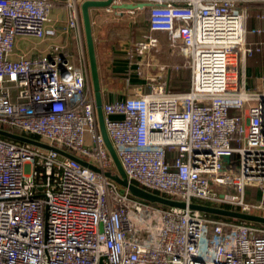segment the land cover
<instances>
[{
    "label": "built area",
    "instance_id": "1",
    "mask_svg": "<svg viewBox=\"0 0 264 264\" xmlns=\"http://www.w3.org/2000/svg\"><path fill=\"white\" fill-rule=\"evenodd\" d=\"M83 1L0 0V128L37 134L102 171L0 139V264H264V226L160 208L105 176L116 166L99 125ZM250 2L264 4L112 0L107 6L132 3L130 12L149 14L146 38L126 52L134 66L161 50L154 35L161 33L184 48L191 69L184 90L163 81L161 70L149 74L148 86L132 87L128 73L122 92L102 89L106 129L130 181L187 203L264 211V92L245 82L247 58L262 49L247 44ZM56 7L65 14L62 28L52 20ZM63 35L74 50L57 41ZM19 38L45 48L24 51ZM179 62L165 67L177 70Z\"/></svg>",
    "mask_w": 264,
    "mask_h": 264
},
{
    "label": "crops",
    "instance_id": "2",
    "mask_svg": "<svg viewBox=\"0 0 264 264\" xmlns=\"http://www.w3.org/2000/svg\"><path fill=\"white\" fill-rule=\"evenodd\" d=\"M128 4H132V3H128ZM246 8L248 10L247 44L249 46H254V47L260 46L262 48L261 51L256 52L253 56L248 57L246 60V66H245L246 87L250 90L264 92V33L258 34L252 32L253 28H262V29L264 28V4L261 2H250L246 4ZM129 9H135V7L128 8L126 3V5L120 4V6L118 7L114 6L112 11H108L107 7L90 8L93 36L95 40L103 91L104 89L109 88V86H115L116 81L121 82L123 84L122 86V91H123L125 89V85H126L125 81L128 77L127 76L128 73L130 74L129 79L132 87L134 86L138 87L137 85L140 82V78L137 76L136 72H134L135 66L126 57V54L117 56L116 53L113 52L114 51L113 49H112L113 51L107 52V48L110 43H112L113 47H116L118 45L122 46L124 44L122 43L123 41L118 42L119 37H121V35L119 37L117 36L120 34L119 30L123 29L127 31L128 35L125 38L129 37V33L131 30L129 23L132 21V19L135 18V15L139 13V11H135L134 13L130 12ZM51 13H52L51 14L52 20L58 27L62 28L64 25H66L65 14L62 8L60 7L53 8ZM148 18H149V14L146 15V21H148ZM57 41L63 44L69 43L70 47H72L71 49L73 50L76 47L74 40L72 38L70 39L69 37H66L65 35L61 36V38L58 39ZM83 43L86 46L84 28H83ZM36 46L38 47L41 46V47L37 48ZM34 47L43 50L45 48V44L36 40ZM121 59L122 60L124 59L123 62L124 65L117 62V61H122ZM116 63L118 67L116 66ZM170 70H168L167 74L170 85L172 86V84H174L176 81L174 80L175 75L172 76ZM171 79H173L175 82L172 81ZM105 80L108 81L105 82ZM188 88L189 85L185 89ZM105 92L114 93L115 88L108 89V91Z\"/></svg>",
    "mask_w": 264,
    "mask_h": 264
},
{
    "label": "water",
    "instance_id": "3",
    "mask_svg": "<svg viewBox=\"0 0 264 264\" xmlns=\"http://www.w3.org/2000/svg\"><path fill=\"white\" fill-rule=\"evenodd\" d=\"M111 3H112V0H85L82 2L80 6L82 23H83L84 34H85L88 62H89V68H90V74H91V82H92V87H93V91H94L95 99H96V109H97L99 125L101 129V133L105 140V144L116 166V170L114 172L105 171L104 172L105 176L115 181L123 190L129 191L132 196L142 199L144 201L150 202V203H158V204H161L167 207H176V208H182V209L188 208L191 210L200 211L205 214L225 216V217H229L233 219L245 220V221L264 224L263 214L252 213V212H247V211L232 209V208H227V207L213 206V205H208V204L198 203V202L187 203L184 200L170 198L165 195L158 194L154 191L145 189L142 186L129 180L122 166L121 160L109 137V134L107 132L106 125H105V118H104V112H103V92H102L101 76H100L95 40L93 36L91 14H90V8L107 7ZM139 5L143 6V4H139ZM114 6L118 7L120 5L114 4ZM127 7L134 8L136 7V5L127 4ZM0 136L9 138L11 140L29 143V144H33V145H36L42 148L53 150L59 153L60 155L70 158L74 161H77L78 163L86 167H89L97 172H102L99 167L88 162L82 157L74 153L65 151L64 149H61L57 146L47 144L46 142H43L42 140L33 138L31 136L23 135V134H20V133H17V132H14V131H11L5 128H0Z\"/></svg>",
    "mask_w": 264,
    "mask_h": 264
},
{
    "label": "rangeland",
    "instance_id": "4",
    "mask_svg": "<svg viewBox=\"0 0 264 264\" xmlns=\"http://www.w3.org/2000/svg\"><path fill=\"white\" fill-rule=\"evenodd\" d=\"M146 12H139L138 14L135 15V18L132 19V21L129 23L131 30L129 33V37L125 38L128 35V32L121 29L119 30V35H117L118 37L121 35V37H119V41H123L122 43H124L122 46H116L113 47L112 43H110L108 45L107 48V52H115L117 56H120L122 54H126V52L129 49V46L131 45V48L135 45L136 41H141L144 40L146 38V34H147V21H146ZM134 23V26H133ZM133 26V27H132ZM121 31V32H120ZM155 37H157L160 41H161V50L158 52H154V53H146V56L144 57V59H140L138 58L136 61H140L143 63V65H135V69L137 71V76L140 78V82H139V86H145L147 85V82H149V74H153L154 72H157L158 70H161V74H162V80L163 81H167L168 79V67H165V64H169V66L171 64H177L178 59L180 60L179 63H181V67H179V69H175L173 70V68L170 70L172 73V76L175 75L174 81L173 79H171L172 81H174V84H172V88L175 90H184L185 88L188 87L189 85V79H190V74H191V69H190V64L188 62V58L184 57V48H182V46H174L171 44V42L169 41L168 37L165 36L164 34L161 33H156L154 34ZM125 41V42H124ZM35 42L36 40L33 38H19L17 41V46L18 48H22V50L24 51H28L34 48L35 46ZM37 48H40L38 46H36ZM113 49V50H112ZM152 52V50H151ZM179 52V53H178ZM151 55V56H150ZM122 60V59H121ZM154 61H157V63L160 61L161 65L160 67H152L153 65H151L150 67L147 66L148 63L150 62L151 64L154 63ZM120 64L124 65V59L122 61H117ZM156 63V64H157ZM116 66L118 67L117 63ZM120 66V65H119ZM144 68L145 72L143 71V74H140V69ZM108 80H105V82ZM110 81V80H109ZM120 83V84H119ZM122 86L123 84L121 82L116 81V85L115 86H109V88L104 89V91H108V89H113L115 88V92L114 93H119L122 92ZM148 86V85H147ZM174 86V87H173ZM121 190H123L120 187ZM256 212V211H254ZM258 214H262L261 212H256ZM264 213V211H263ZM262 227V226H260Z\"/></svg>",
    "mask_w": 264,
    "mask_h": 264
},
{
    "label": "trees",
    "instance_id": "5",
    "mask_svg": "<svg viewBox=\"0 0 264 264\" xmlns=\"http://www.w3.org/2000/svg\"><path fill=\"white\" fill-rule=\"evenodd\" d=\"M145 14L147 15L148 13L146 12ZM2 127L7 129V127H5V126H2ZM16 132L24 135V133L22 131L16 130ZM28 136H31V137L36 138V139H39V136L37 134H28ZM0 139L4 140V141H11V142L13 141V142H17L19 144H22L21 142H18V141H15V140H11V139L3 137V136H0ZM154 192L164 195L163 193L158 192V191H154ZM148 203H150V202H148ZM150 204H152L154 206H158L160 208H164V209L168 208L167 206H164V205H161V204H158V203H150ZM225 207L232 208V209H239L238 207L232 206V205H225ZM261 213L264 215L263 212H261ZM206 216H208L209 218L214 219V220H224V221H227V222L243 223V224H247V225H251V226H255V227L264 226V224H261V223L250 222V221H245V220H238V219H233V218H229V217H225V216H219V215H213V214H206Z\"/></svg>",
    "mask_w": 264,
    "mask_h": 264
},
{
    "label": "bare ground",
    "instance_id": "6",
    "mask_svg": "<svg viewBox=\"0 0 264 264\" xmlns=\"http://www.w3.org/2000/svg\"><path fill=\"white\" fill-rule=\"evenodd\" d=\"M184 57L186 58L187 57V54H184Z\"/></svg>",
    "mask_w": 264,
    "mask_h": 264
}]
</instances>
